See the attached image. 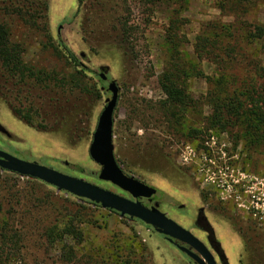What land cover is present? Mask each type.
<instances>
[{
    "label": "rangeland",
    "instance_id": "1",
    "mask_svg": "<svg viewBox=\"0 0 264 264\" xmlns=\"http://www.w3.org/2000/svg\"><path fill=\"white\" fill-rule=\"evenodd\" d=\"M125 23L127 37L120 30ZM0 25L34 73L22 80L0 65V151L131 199L100 181L101 167L89 157L113 81L119 91L115 160L125 175L158 191L157 200L141 204L155 207L209 248L194 226L202 210L228 264H264V224L233 200L234 190L223 187L228 175L236 181L239 172L250 186L264 178V150L251 156L236 132L208 125L212 103L204 79H220L230 93L264 85L256 74L264 70V38L251 37L254 27L264 29V1L0 0ZM176 61L197 76L177 74L190 105L166 113L158 80L173 72ZM18 112H29L30 122ZM67 215L83 235L80 246L68 236L62 243L44 237L45 228L62 229ZM0 221L4 234L14 237L0 243V264H64V245L78 256L112 264H196L139 221L1 170Z\"/></svg>",
    "mask_w": 264,
    "mask_h": 264
},
{
    "label": "trees",
    "instance_id": "2",
    "mask_svg": "<svg viewBox=\"0 0 264 264\" xmlns=\"http://www.w3.org/2000/svg\"><path fill=\"white\" fill-rule=\"evenodd\" d=\"M143 1L150 4L155 2V0ZM230 1H232L234 4H249L264 0ZM120 30L121 34L124 37H127L128 29L126 27V23L120 25ZM169 32L174 31L170 30ZM171 36H175V34L173 33V35ZM251 37L257 40L264 38V29L260 27H254ZM168 38L169 45L173 46L174 37L170 38L169 36ZM249 41L250 39L248 40V42ZM227 49H224V57H226V60L229 57V52H225ZM66 53L73 61H75V57L72 55V53H70L69 51H66ZM22 54L23 50L21 46L12 43L9 39L7 28L4 25H0V65L10 75L24 80L26 78H30L29 76H33L34 73L32 69L23 62ZM172 68V73H164L158 80L161 91L166 96V100L162 104V108L166 113L175 111L182 112L186 108H188V105H190V100L185 94V91L181 88V86H178L177 84V74H181V76L187 79L192 77L196 78L197 76V73L190 74L191 71H189V68L186 69V71L184 69H180L177 61L172 65ZM256 74L259 79L264 80V70L259 68L257 69ZM200 76L201 75H199L198 77ZM204 79L209 86L207 97L212 103V105H210L212 115L208 119H206L208 125L212 128H216L219 132H236V137L243 143L244 149L251 156L260 153L261 150H264V85L260 86L256 90L250 88L249 90L241 89L236 91L237 89H234V92L230 93L226 91V87L224 86L223 81H221L220 79ZM17 114L26 122H30L29 112L25 114L18 112ZM188 133L190 134L191 131L189 130ZM188 133L186 136L190 140L193 139V137ZM77 200L86 205L99 208V206L94 205L93 203H90L88 201L80 199ZM124 218L132 220L127 217ZM74 220L75 219L73 217L67 215L62 220V229H58L59 224L53 226L52 228H45L44 231H42L45 235L44 237L49 241L62 243L64 238L68 236L74 240L77 246H80L83 243L84 239L82 233L74 226ZM133 221L138 222L136 220ZM194 226L197 230L206 235V240L209 248L217 258L219 264H228L225 252L222 249L220 242L217 240L214 230L202 210L198 211ZM3 227L4 225L0 221V243L3 242V244L7 245L9 242H13L14 237L11 236L9 238L7 233L4 234ZM60 259L64 264H112L102 260L95 261L93 257L86 255L78 256L74 250L68 248L65 245L61 248ZM1 260L2 255L0 254V261ZM120 264H124V262H121Z\"/></svg>",
    "mask_w": 264,
    "mask_h": 264
},
{
    "label": "water",
    "instance_id": "3",
    "mask_svg": "<svg viewBox=\"0 0 264 264\" xmlns=\"http://www.w3.org/2000/svg\"><path fill=\"white\" fill-rule=\"evenodd\" d=\"M99 78L104 82L107 80L105 74H100ZM107 90L111 98L98 119L89 148V157L101 167L99 180L128 194L132 200L37 163L20 160L2 151H0V170L37 180L74 198L119 214L121 217L139 221L151 227L158 235L165 237L196 264H217L213 253L203 242L155 207L146 208L141 204L140 200H151L157 197L158 193L156 189L125 175L115 160L112 144L113 115L117 107L119 91L113 81L108 83Z\"/></svg>",
    "mask_w": 264,
    "mask_h": 264
},
{
    "label": "built area",
    "instance_id": "4",
    "mask_svg": "<svg viewBox=\"0 0 264 264\" xmlns=\"http://www.w3.org/2000/svg\"><path fill=\"white\" fill-rule=\"evenodd\" d=\"M239 173L236 181L229 180L230 177L234 178V176L221 173L222 178L227 176L223 182V187L226 188L227 192L234 190L233 200H236L238 205L245 206L256 222L264 224V178L259 179L257 184L253 183L250 186L248 182L243 181L241 172Z\"/></svg>",
    "mask_w": 264,
    "mask_h": 264
},
{
    "label": "flooded vegetation",
    "instance_id": "5",
    "mask_svg": "<svg viewBox=\"0 0 264 264\" xmlns=\"http://www.w3.org/2000/svg\"><path fill=\"white\" fill-rule=\"evenodd\" d=\"M157 193H158V191H157ZM156 198H157V197L155 196V197L153 198V200L156 199ZM176 249H177V248H176ZM177 250H178V249H177ZM178 251H179V250H178Z\"/></svg>",
    "mask_w": 264,
    "mask_h": 264
}]
</instances>
